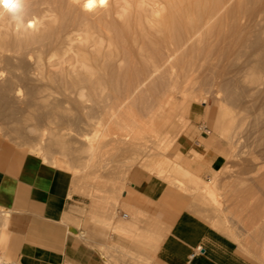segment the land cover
<instances>
[{
  "label": "rangeland",
  "instance_id": "374dc122",
  "mask_svg": "<svg viewBox=\"0 0 264 264\" xmlns=\"http://www.w3.org/2000/svg\"><path fill=\"white\" fill-rule=\"evenodd\" d=\"M135 3L121 0L126 9L117 11L123 20L114 13L113 39L117 45H131L133 37L140 43L159 40V59L168 52V61L158 89H86L80 99L76 89L51 88L41 92L46 103L29 107L26 96L40 76L28 56L29 67L23 63L13 73L22 79L23 88L16 77L21 100L0 105V141L32 153L29 147L42 135L45 148L33 154L52 166L54 158L61 162L55 167L69 172L75 185L99 186L114 174L123 182L130 173L158 177L245 257L264 263V0H145L142 10L149 14L138 32L134 21L142 10ZM125 19L133 24L131 32L122 28ZM1 64L0 73L7 72L0 83L13 75ZM43 113L54 114L51 123ZM228 122L235 128L230 138L224 136ZM127 126L132 129L124 136ZM91 137L100 147L90 158L84 145ZM209 154L216 157L210 161ZM207 163L215 171L204 177Z\"/></svg>",
  "mask_w": 264,
  "mask_h": 264
},
{
  "label": "crops",
  "instance_id": "0c3cea01",
  "mask_svg": "<svg viewBox=\"0 0 264 264\" xmlns=\"http://www.w3.org/2000/svg\"><path fill=\"white\" fill-rule=\"evenodd\" d=\"M101 182L75 185L69 172L0 141V264H264L158 177Z\"/></svg>",
  "mask_w": 264,
  "mask_h": 264
},
{
  "label": "bare ground",
  "instance_id": "6f19581e",
  "mask_svg": "<svg viewBox=\"0 0 264 264\" xmlns=\"http://www.w3.org/2000/svg\"><path fill=\"white\" fill-rule=\"evenodd\" d=\"M129 1L131 3V0ZM84 2L85 0H23L24 26L20 28L17 27L16 23L12 21L10 15H8L7 13H5L4 15H0V65H2L1 63H4L5 66L7 67V70L9 71L8 73L13 74L15 70L18 71V69H20L19 67L21 64H23L26 61L25 59H27L28 56H31L33 57L34 63L33 61H31L33 63V65L31 66L33 68L31 66L30 67L34 69V73L36 71L40 76V78L34 84V87L33 84H31L33 90L32 92L29 91L30 94H27L26 96L27 100L25 101V99L22 98L23 101L27 102V105L29 107L32 105L35 106L38 103L41 104L46 103L47 97L42 95L43 93L41 94V92L50 90L51 88H66V89L70 88L72 90L76 89L78 90L77 92H79L76 93L78 95V98L82 99L85 96L82 91L86 89L104 90L107 87L115 86L124 89H131V90L135 89V91L137 92V90L139 89H147V88L156 89L157 87H159V81H160L159 71H161L164 68L166 62L168 61L167 60L168 58L165 57V55L168 52L165 55L163 54L164 57L159 59V56L161 55V54L159 55V52L161 51L159 49V40L158 41L148 40L149 41L148 43L147 42L140 43L139 41L141 40L138 41L135 37H133V40L130 39L132 40L131 45H128L127 43L126 44L124 43L123 45L122 44L117 45V43L113 39L114 38L113 35L115 34V27H116V25L114 27L115 22L113 21V16L114 13H116L117 15L120 14V13L118 14L117 12L119 9H122L124 11L126 9L124 7L125 5L122 6L120 4L121 0H107V4L101 7L99 6L97 0L96 8H94L92 11H85L83 9ZM136 2L137 4L136 3L135 4L137 6V9L140 8L139 10H142L145 4V0H136ZM148 14L149 13L145 10L144 11L142 10V12L137 13V16L135 17V21H134L135 26L137 28L136 32H138V30L143 31L142 28L143 25L141 20L145 17L147 18ZM152 15L157 17L158 15L157 11H153ZM253 15L254 14H252V16ZM252 16L251 18L253 19ZM121 17H122L121 20H123L124 17L119 15V18ZM120 22L121 25L123 24L122 28L123 27L126 28L125 31L127 30L128 32L129 31L131 32L133 24H131L130 19H125L123 22L122 21ZM120 33L122 34V37L125 36L124 31L120 30ZM156 33L158 34L159 31L158 32L156 31ZM128 35L130 34L128 33ZM25 65L26 64L24 63V66ZM24 66L22 65V67ZM27 66L28 65H26L25 67ZM2 67L3 66H1L0 68ZM25 67L23 69H26ZM257 67L258 65L245 69L247 71L248 69H257ZM261 69L262 67L258 70L260 71ZM29 70H30L29 68L28 70L26 69L27 72ZM3 71L1 70V73ZM19 71L21 72V70ZM5 72L7 71L5 70ZM32 72L33 70L28 73H32ZM162 72L164 71L162 70ZM13 75H12L13 77L10 76V78L8 75L7 79L4 77V79L0 83V105H4L8 101L11 103L12 100H14L15 102H19L21 100L22 89L20 90L19 88H17V85L18 87L23 88V84L21 85V82L19 83V81H21L22 79L19 80V78H21V77L18 78L19 74H17L18 76L17 75L15 76V74ZM20 75L22 76V74ZM25 75L23 74V76ZM16 77L18 78V80ZM36 77L38 78L37 75ZM27 79H29V77ZM16 80L21 86H19V84L16 85L17 82ZM24 80L23 82H25ZM168 82L166 84H169ZM226 84H224V86ZM10 103H8L9 106L13 105L12 103L11 104ZM8 104L6 106H8ZM9 114L11 115L13 114V112L10 111ZM43 114H45L44 117L49 121V123H51L50 119L53 118L52 116L53 113H43ZM111 116H113V114ZM58 117L59 116H57L56 118ZM36 118L38 117H35V119ZM228 118L229 116L227 117V119ZM41 122L39 121V123ZM228 124L229 125L226 124L227 127L224 135L227 137H229L230 135L232 136L231 131L235 129L234 128L231 130V126H230L231 124L229 122ZM236 124L237 122L235 123V125ZM56 126L58 127V125ZM131 129L132 128L129 126L125 127L123 129L126 132L124 136H127V134L131 131ZM45 140L41 135L40 142L38 144L29 147L30 151L32 153L40 152L41 149L45 148V146H43L44 144L42 145L44 148L43 147L41 148V142L42 141L45 142ZM122 143L123 141L121 142V144ZM95 144H94V138L92 139L91 137L89 142H87L84 145L85 153L89 157L92 155L94 149L100 147L99 143L97 145ZM51 162L53 165L55 164L56 166L58 165L59 167L62 165V163L55 160V158L52 159ZM72 169L75 170L76 168L72 167ZM258 184H260V182ZM263 184L264 182L262 183V185Z\"/></svg>",
  "mask_w": 264,
  "mask_h": 264
},
{
  "label": "clouds",
  "instance_id": "9594fccd",
  "mask_svg": "<svg viewBox=\"0 0 264 264\" xmlns=\"http://www.w3.org/2000/svg\"><path fill=\"white\" fill-rule=\"evenodd\" d=\"M99 6L103 7L107 4V0H98ZM97 7V0H85L83 9L85 11H92ZM24 3L23 0H0V15L7 13L10 15L18 28L24 26ZM0 75H3L0 73Z\"/></svg>",
  "mask_w": 264,
  "mask_h": 264
},
{
  "label": "built area",
  "instance_id": "2783aa9c",
  "mask_svg": "<svg viewBox=\"0 0 264 264\" xmlns=\"http://www.w3.org/2000/svg\"><path fill=\"white\" fill-rule=\"evenodd\" d=\"M3 214V212L0 210V215H2Z\"/></svg>",
  "mask_w": 264,
  "mask_h": 264
}]
</instances>
